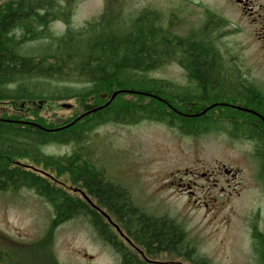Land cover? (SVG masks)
Here are the masks:
<instances>
[{"label":"rangeland","instance_id":"rangeland-1","mask_svg":"<svg viewBox=\"0 0 264 264\" xmlns=\"http://www.w3.org/2000/svg\"><path fill=\"white\" fill-rule=\"evenodd\" d=\"M105 6L110 10L117 6L126 15L150 10L158 15V21L173 24L172 30L184 37L208 31L219 53L221 82L226 85L231 83L230 72L237 71L235 64L240 68L238 72H251L248 75L259 77L262 72L263 55L254 40L252 27L248 26L247 19H239L227 0H67L63 7L66 13L50 19L47 32L56 38L69 29L78 31L97 19ZM48 46H53L50 38L26 43L20 52L36 54ZM146 77L166 81L176 90L192 88L187 84L185 70L176 60L164 62ZM67 85L77 88L74 84ZM51 86H64V83L51 80ZM122 100L134 98L124 95ZM148 102L146 99L143 103ZM20 104L25 105L23 112L14 108ZM208 105L205 103L204 107L207 109ZM4 107L10 109L7 118H12L11 113L15 111L25 113L27 122L36 123L41 119L58 128L66 123L71 126L86 113L83 103L76 99L10 101ZM2 110L0 107V113ZM222 112L216 122L211 113L208 115L215 129L213 126L200 128L195 135L157 121L127 124L108 121L88 134L82 150L107 179L127 188L131 200L143 212L173 219L183 229L186 245L192 248L195 257L203 258L207 264H264L260 256L262 239L256 236L264 232V160L260 164L264 148H255L257 142L254 147L248 141L229 142V134L222 130L229 127L226 112ZM72 148V144L53 143L43 150L58 156L68 154ZM17 160L22 169L32 168L39 175L51 172L55 176L42 165ZM12 166L15 164L9 168ZM224 168L236 177L225 175ZM190 173L196 174L197 180ZM211 173L214 176L208 177ZM58 181L61 183L58 186L68 195L81 197L79 191L86 194L68 175L59 176ZM111 232L116 242L131 248L121 232L123 240L115 230ZM3 248L10 254V261L23 264H120L117 254L88 220L74 218L56 223L49 204L26 189H0L1 252ZM194 256L151 253L150 260L146 261L148 264H195Z\"/></svg>","mask_w":264,"mask_h":264},{"label":"trees","instance_id":"trees-1","mask_svg":"<svg viewBox=\"0 0 264 264\" xmlns=\"http://www.w3.org/2000/svg\"><path fill=\"white\" fill-rule=\"evenodd\" d=\"M66 1L0 0V100L17 103L76 99L83 103L84 112L89 111L71 126L58 125L60 129L41 119L36 120L38 123L22 122L20 126L0 122V189L35 192L52 208L56 223L85 218L117 254L120 264H148L144 258L160 251L194 256L186 245L183 229L173 219L143 212L131 200L127 188L107 179L82 149L88 134L108 121H157L191 135L198 134L200 128L211 129L213 122L208 115L219 108L213 104L234 101L236 98L230 96L237 93L230 84L221 82L223 73L212 34L203 28L202 32L184 37L172 30L173 24L158 21V15L150 10L126 15L117 6L111 10L105 6L99 17L82 29H69L63 36L50 37L46 25L58 14L66 13ZM49 38L53 46L46 50L31 55L20 52L26 43ZM173 60L185 70L187 84L192 88L176 90L166 81L146 77L164 62ZM51 80L64 86H51ZM117 90L130 92L117 94L105 105ZM124 95L134 100L123 101ZM242 97L241 101H249V96ZM146 99L149 102L145 104ZM201 102L213 106L205 109L204 104L199 106ZM97 107L101 108L91 111ZM53 143L72 144L73 148L66 155L44 152V147ZM17 159L42 165L55 176L51 172L39 175L30 167L31 170L22 169ZM61 175H68L78 188L106 208L143 255L132 246L129 249L116 242L103 216L83 198L68 195L58 186ZM256 236L263 240L259 243L264 261V232ZM193 258L195 264H207L203 258Z\"/></svg>","mask_w":264,"mask_h":264},{"label":"flooded vegetation","instance_id":"flooded-vegetation-1","mask_svg":"<svg viewBox=\"0 0 264 264\" xmlns=\"http://www.w3.org/2000/svg\"><path fill=\"white\" fill-rule=\"evenodd\" d=\"M227 1L232 6L233 10H235L239 19L242 20L247 19L246 21H248V26L252 27L251 30L254 32L253 34H255L254 40L258 43V49L263 55V61L260 66L262 72L259 77H256L252 74L248 75V73L251 72H243V71L238 72L240 68L235 64L237 71L232 70V72H230L229 78L231 80L230 81L231 83L229 86L237 90V93L234 94V96H230V97H234V99L236 98L237 100L236 99L234 101L231 100L227 104L225 102H222L221 100L217 101V103L213 105L219 106V108L216 107L212 111L213 113L211 114L213 117L216 118L214 120L216 122L218 120L217 117L219 116V114L223 113L222 111L226 112L225 115L227 116V123L229 127L227 129H222V130H224V133L229 134L228 138L231 139L229 142H234L235 140L248 141L250 144H252V147H254L255 143L257 142L258 145H256L255 148L258 146H262L264 148V142H263L264 141V0H227ZM245 95L249 96L248 102L244 100L241 101L239 98L241 97L243 99L242 96ZM1 103H3L4 105L2 106ZM9 104H10L9 100L7 101L0 100V107H2L3 109L2 112L0 113V122L7 121V122H13L15 124L16 123L22 124V122H27L26 119L23 117L25 113H16L14 111L13 114L11 113L12 118H7L10 109H8L9 107L6 108L4 106ZM33 104L34 103H32V105ZM24 106H25L24 104H20L18 107H14V108L18 110V112H23ZM202 112H204V110H202ZM1 116H6V117H1ZM213 127L215 129V126ZM260 159L261 158H259V160ZM263 160L264 158L262 159V161H260V164L263 163ZM223 171L225 175L228 174L232 178L236 177L235 173L230 171L229 169L224 168ZM190 176L193 180H197L196 174L190 173ZM212 176H214L213 173H211L208 177H212ZM193 184L195 185V182H193ZM86 195L89 197L90 201L96 207H98L100 210H102L107 214L106 208L99 206L96 199H94L93 196L87 193ZM88 206L94 209L90 204H88ZM103 218H104L103 220L104 223L109 228L117 232L116 229L106 220L104 216ZM110 219L112 220V218ZM112 222L114 221L112 220ZM115 224L119 227L120 232L123 234V238H126L131 242L130 240L131 238L127 235L126 232L122 231L121 226L118 225L117 223ZM117 234L121 238L120 233L117 232ZM128 244H131L132 248H135V251H137L140 255H143V253L141 254L137 250L138 248L134 247L132 243L128 242ZM3 250L4 251L2 252L0 250V264H23L21 261L20 262L10 261V257H11L10 254L5 250V248H3ZM161 253H167V251L156 252V254H161ZM144 259L148 260L149 258L145 257Z\"/></svg>","mask_w":264,"mask_h":264},{"label":"water","instance_id":"water-1","mask_svg":"<svg viewBox=\"0 0 264 264\" xmlns=\"http://www.w3.org/2000/svg\"><path fill=\"white\" fill-rule=\"evenodd\" d=\"M124 92H130V91H127V90H117V91H115L112 95H111V97H110V100L109 101H111L117 94H119V93H124ZM105 105H107V104H105ZM213 106V105H212ZM212 106H210V107H212ZM66 107H69V106H66ZM103 107V106H102ZM210 107H208V108H210ZM101 107H99V108H96V109H100ZM207 108V109H208ZM96 109H93V110H91L92 112L93 111H95ZM89 113V111L88 112H86V113H84V114H82L80 117H82V116H84V115H86V114H88ZM80 117H78L77 119H79ZM73 123V122H72ZM70 124H68V125H66V126H63V127H61V128H64V127H68ZM60 129V128H59ZM79 193H80V195H81V197L88 203V204H90L94 209H96L102 216H104L105 218H106V220L116 229V231L117 232H119L120 233V230H119V227L114 223V222H112V220L110 219V217L105 213V212H103L102 210H100L98 207H96L91 201H90V199H89V197L86 195V194H84V193H82V191H79ZM126 241L127 242H130L128 239H126ZM138 250V249H137ZM141 254H142V252L140 251V250H138Z\"/></svg>","mask_w":264,"mask_h":264}]
</instances>
